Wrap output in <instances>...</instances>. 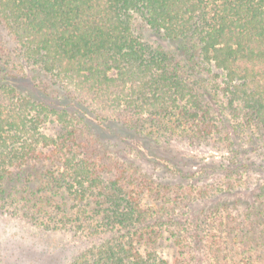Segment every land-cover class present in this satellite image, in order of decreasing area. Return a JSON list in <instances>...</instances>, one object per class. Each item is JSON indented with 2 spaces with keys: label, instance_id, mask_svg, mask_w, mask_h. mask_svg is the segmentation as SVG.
<instances>
[{
  "label": "trees",
  "instance_id": "trees-1",
  "mask_svg": "<svg viewBox=\"0 0 264 264\" xmlns=\"http://www.w3.org/2000/svg\"><path fill=\"white\" fill-rule=\"evenodd\" d=\"M0 27V212L86 240L70 264H264V0H0Z\"/></svg>",
  "mask_w": 264,
  "mask_h": 264
},
{
  "label": "rangeland",
  "instance_id": "rangeland-1",
  "mask_svg": "<svg viewBox=\"0 0 264 264\" xmlns=\"http://www.w3.org/2000/svg\"><path fill=\"white\" fill-rule=\"evenodd\" d=\"M144 32L167 45L147 28ZM1 41L7 46L12 44L6 31L0 27V43ZM15 73L21 76L17 71ZM17 81L20 88L32 87L28 77H19ZM56 129L48 125L46 131L53 133ZM176 146L198 155H212L215 160L221 158L220 153L207 147L192 148L182 144ZM88 244L86 240L71 233L45 231L27 221L0 212V264H70Z\"/></svg>",
  "mask_w": 264,
  "mask_h": 264
}]
</instances>
